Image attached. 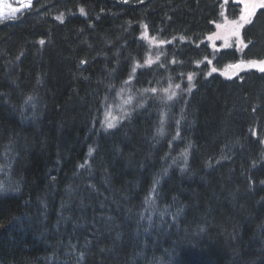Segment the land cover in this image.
Here are the masks:
<instances>
[{
  "label": "trees",
  "instance_id": "obj_1",
  "mask_svg": "<svg viewBox=\"0 0 264 264\" xmlns=\"http://www.w3.org/2000/svg\"><path fill=\"white\" fill-rule=\"evenodd\" d=\"M220 4L37 0L0 24V264H264V72L102 124L112 87L171 77L131 76L143 32L185 37L168 48L191 71ZM243 37L264 56V8Z\"/></svg>",
  "mask_w": 264,
  "mask_h": 264
},
{
  "label": "rangeland",
  "instance_id": "obj_2",
  "mask_svg": "<svg viewBox=\"0 0 264 264\" xmlns=\"http://www.w3.org/2000/svg\"><path fill=\"white\" fill-rule=\"evenodd\" d=\"M36 1L0 0V24L19 19L33 8ZM246 2L248 0H221L218 18L213 22V30L205 38H202L199 43H196L197 47L207 46L208 54L203 50L202 59L192 65L191 71L174 68L176 62L172 58L173 56H170L168 48V45L173 44L176 39L184 41L185 37L165 38L160 34L150 33L148 30L143 32L147 50L141 59L135 60L136 62L133 63L131 76L134 71V75L141 71H152L150 73L155 74L154 71L156 70L170 67L168 70L170 69L169 72L172 73L171 77L164 79L160 73H158L159 75L155 74L156 77L161 76L158 82L159 85L156 86L136 85L133 79H128L121 84L119 83L120 87H112L103 110V127L105 129L111 128L108 127L109 122L114 125L113 128L128 122L135 114V110L138 109V104H141L139 102L143 96L147 98H150L149 96L154 97L158 101V105L159 103L167 105L172 111L178 106L179 101L186 102L190 99L195 84L209 79L214 74H219L225 79H233L244 72L261 71L259 62L264 61V56L258 58L250 56V58L245 59L242 55L248 47L243 37V31L250 24L239 27L243 23L239 18L244 12ZM259 9L261 8L256 9L255 15ZM255 15L251 17L252 22ZM237 31L240 33L239 36L235 35ZM231 49H236L239 55L238 58L230 59L225 65L223 64L224 61L218 62V58L225 51ZM193 69H196L195 73H191ZM189 76L191 79H189ZM139 86H142L141 91L137 90Z\"/></svg>",
  "mask_w": 264,
  "mask_h": 264
},
{
  "label": "snow or ice",
  "instance_id": "obj_3",
  "mask_svg": "<svg viewBox=\"0 0 264 264\" xmlns=\"http://www.w3.org/2000/svg\"><path fill=\"white\" fill-rule=\"evenodd\" d=\"M257 8H264V0H248V2L244 4V12L239 18L240 21H242L243 23H241L239 27H243L244 24L252 23L251 17L255 15ZM235 35L239 36L240 35L239 31H237ZM40 43L43 44L44 41L41 40ZM245 47H247V45H245ZM259 64L261 65L260 70L264 71V61H260ZM189 79H191L190 76H189ZM153 91H155V89H153ZM113 126L114 125L111 122H109L108 127H113ZM3 191L4 189L0 188V192H3Z\"/></svg>",
  "mask_w": 264,
  "mask_h": 264
}]
</instances>
